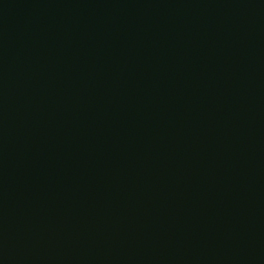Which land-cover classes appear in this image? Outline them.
<instances>
[{"label": "water", "instance_id": "obj_1", "mask_svg": "<svg viewBox=\"0 0 264 264\" xmlns=\"http://www.w3.org/2000/svg\"><path fill=\"white\" fill-rule=\"evenodd\" d=\"M0 264H264V0H0Z\"/></svg>", "mask_w": 264, "mask_h": 264}]
</instances>
